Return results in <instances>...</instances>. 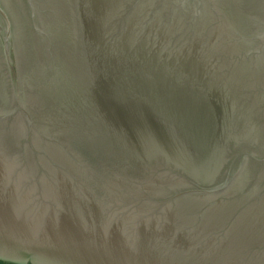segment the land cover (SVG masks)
<instances>
[{"label": "water", "instance_id": "water-1", "mask_svg": "<svg viewBox=\"0 0 264 264\" xmlns=\"http://www.w3.org/2000/svg\"><path fill=\"white\" fill-rule=\"evenodd\" d=\"M0 260L264 264V0H0Z\"/></svg>", "mask_w": 264, "mask_h": 264}, {"label": "trees", "instance_id": "trees-1", "mask_svg": "<svg viewBox=\"0 0 264 264\" xmlns=\"http://www.w3.org/2000/svg\"><path fill=\"white\" fill-rule=\"evenodd\" d=\"M0 263H6V264H15V263H11V262H6V261H2V260H0ZM28 264H30V263H28Z\"/></svg>", "mask_w": 264, "mask_h": 264}, {"label": "rangeland", "instance_id": "rangeland-1", "mask_svg": "<svg viewBox=\"0 0 264 264\" xmlns=\"http://www.w3.org/2000/svg\"><path fill=\"white\" fill-rule=\"evenodd\" d=\"M0 264H4V263H0ZM6 264V263H5Z\"/></svg>", "mask_w": 264, "mask_h": 264}]
</instances>
